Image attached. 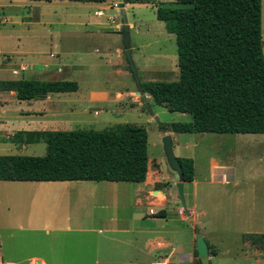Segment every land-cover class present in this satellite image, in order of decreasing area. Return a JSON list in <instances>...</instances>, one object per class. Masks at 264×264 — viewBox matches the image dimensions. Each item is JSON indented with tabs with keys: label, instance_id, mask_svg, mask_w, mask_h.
Wrapping results in <instances>:
<instances>
[{
	"label": "crops",
	"instance_id": "crops-1",
	"mask_svg": "<svg viewBox=\"0 0 264 264\" xmlns=\"http://www.w3.org/2000/svg\"><path fill=\"white\" fill-rule=\"evenodd\" d=\"M116 2L117 0H0V19L3 18L1 14L4 11L8 13L3 23L0 20V26L10 19L19 28V32L13 28H0V39L5 35L6 40L13 42V48L5 51L8 52L6 54L9 59L4 60V54L0 57V72L12 75L5 79L62 80L58 79L60 77L41 78L63 74L61 71L68 75L72 66H85L82 63L63 62L59 58L60 52L71 48L79 33L95 38L92 49L97 54V59H104L110 49L103 43V39L119 33V22L114 21L112 12L104 15L101 10H112L113 7L117 9ZM141 6L153 5L124 3L125 14L127 7ZM127 24L128 31L135 28L136 24H142L145 35L151 36L147 23L140 16H135L132 23L127 20ZM116 30L118 31L115 32ZM167 35L170 37V33ZM146 45L145 43L143 47ZM129 47L132 58L133 49H138L139 46ZM114 52L116 56L122 55V44L119 47L115 45ZM106 63L107 61L94 63L93 67L105 69ZM121 64V61L116 63L117 66ZM115 70L119 73L123 71L120 67ZM25 71H28L27 77H24ZM107 81L108 76L103 82ZM75 82V91L49 92L42 98L30 100L17 99L14 91H0V111L4 110L0 114V132L3 133L0 142H8L9 136L18 130H66L70 125L86 123L81 120L84 109L74 111L78 96L71 104L64 105L62 98L52 97L54 93L77 94L86 91L87 101L104 103L107 107L126 96L125 91L97 89L89 85V80L86 81L87 87L80 91L78 81ZM3 94L26 103L24 108L15 107L19 113L17 117L26 119L15 122L17 128L21 129L6 131L7 121L3 115L7 100L1 99ZM145 97L150 96L146 94ZM42 117L48 119L35 120ZM172 133L168 132L170 136ZM23 144L28 143L17 146ZM152 160L148 162L147 158L145 178L143 181L133 182L136 186L128 184L129 181L0 180V262L32 264L34 260H38V264H193L196 234H200L206 241L210 262L221 253L217 246L211 248L210 245L215 242L208 241L205 237V234L211 233V227L264 228V174H249L253 168L249 170L247 164L245 174H230L228 170L236 167V161L231 158L220 159L219 163H212L209 174H193L190 181L182 184L183 196L188 197V203L185 204L188 214L178 206L177 220H191L190 227L204 230V233L189 232V240L184 243L174 235L175 227L168 223L172 218L166 210L168 196L163 188L170 185L166 183L164 187L157 176L158 170L152 172ZM186 183L189 189L185 191ZM173 204L174 201L169 206ZM14 230L19 232L17 239L12 238ZM261 230L254 229L253 233H264ZM27 245L31 246L28 251Z\"/></svg>",
	"mask_w": 264,
	"mask_h": 264
},
{
	"label": "trees",
	"instance_id": "trees-1",
	"mask_svg": "<svg viewBox=\"0 0 264 264\" xmlns=\"http://www.w3.org/2000/svg\"><path fill=\"white\" fill-rule=\"evenodd\" d=\"M134 2L153 5L155 18L174 35L178 69L175 80L140 81L142 92L168 111L191 117L189 122L159 126L176 133H264L260 0H175L181 5L175 7L157 6L153 0H124ZM76 89L73 80L0 79V91H14L19 100ZM8 139L14 144L41 139L45 153L1 154L0 180L140 182L145 178L146 132L134 124L100 131L18 130ZM176 159L182 181H190L192 159ZM240 238L264 250V233L245 232Z\"/></svg>",
	"mask_w": 264,
	"mask_h": 264
},
{
	"label": "rangeland",
	"instance_id": "rangeland-1",
	"mask_svg": "<svg viewBox=\"0 0 264 264\" xmlns=\"http://www.w3.org/2000/svg\"><path fill=\"white\" fill-rule=\"evenodd\" d=\"M174 1V2H173ZM155 5L161 7H172L175 5V0H154ZM171 4V5H170ZM104 15L112 12L114 14V21L119 22L118 10L113 7L110 9L101 10ZM8 13L4 11L1 14L2 23L5 20V16ZM133 14L135 16H140L142 20L147 23L150 34L145 35V27L142 24H136L135 28L129 29V45L139 46L138 49H133V63L136 69L137 77L139 81L146 80H175L178 77V69L176 66V54H175V42L174 36L170 33L168 37V32L165 31L162 22L158 21L154 16V7H127L126 15L128 22L132 23ZM260 18H261V38L263 41L262 53L264 57V0H260ZM12 20V19H11ZM111 24V23H110ZM2 30L14 29V31L19 32V28L15 27L14 24L10 22V19L5 21L3 25L0 26ZM112 30L113 25L111 26ZM118 29V28H117ZM116 30L115 32H117ZM114 32V31H112ZM75 42L71 44V48L60 52L59 58L63 62H71L73 64L82 63L85 66L73 67L71 68L68 75H65V71H61L63 74L51 77H42L41 79H53L52 77H60L58 79H67L78 81L80 86V91L84 90L86 86V81L89 80V85L97 87V89L105 88L114 91H125L126 96L120 99L117 103L106 104L99 102L87 101L86 91L73 94V93H55L52 97H59L65 101L64 105L71 104L73 100L78 96V100L74 105V111L77 109H84L83 114L81 113V120L85 121V124H74L66 130H96L100 131L103 129H109L114 125L120 123H129L137 126H141L146 132V154L148 162L151 159L152 163L151 170L156 172L159 181L166 183L170 186L163 188L166 192L168 199V215L172 218L168 223L175 227L174 235L186 243L189 240V232H199L204 233V230L198 229L197 227H190L189 221L182 222L177 220V207H181L179 203V198L177 195L176 183V173L170 170L166 164L161 145V132L159 131V125L171 122H189L190 115L186 113L170 112L166 108L155 104L150 97H145V102L147 103V108L143 106V102L140 96L136 93L134 81L126 68L122 55H115L114 47L121 45V37L119 33L109 35L103 39V43L107 44L109 47V52L106 57L97 59V54L93 51L92 47L95 41L93 36H87L83 33H79ZM148 36V37H146ZM15 42V41H14ZM146 47H143L144 44ZM13 48V42L8 41L5 35H2L0 39V57L4 54L3 59H9V55L6 54L8 50ZM26 60V57L22 58ZM108 59V60H106ZM107 61V67H93L94 63H102ZM117 61H121V65H116ZM87 64H89L87 66ZM92 64V65H91ZM92 67H91V66ZM120 67L122 72H117L115 68ZM110 71V72H108ZM8 72H0V78L10 77ZM28 76V71L24 72V77ZM108 76V81L103 82L105 77ZM63 77V78H61ZM90 78V79H89ZM77 79V80H76ZM146 96V93H143ZM7 100L4 104V112L6 124V131L11 129L14 131L17 128V121H25V118L17 117L18 111L15 107L24 108L25 102L15 101L10 99L6 94H3L1 99ZM65 99V100H64ZM19 103V104H18ZM113 109L112 111H110ZM4 110L0 111L3 112ZM95 111V114H93ZM153 116L156 118L154 119ZM48 117L35 119L37 121L46 120ZM32 120V119H30ZM170 132V131H165ZM2 132H0L1 141ZM172 151L175 156L178 157H189L193 161V174H209L212 163H219L220 159L224 160L226 158H231L236 161V167L232 170H228L230 174H245L246 164L248 168H253L249 171V174H264V134L261 133H244V134H229V133H172ZM255 140V142H245ZM10 141L6 143L0 142V155L1 154H17V155H33L42 156L45 153V145L41 139L34 141L32 143L23 144L17 146ZM250 165V166H249ZM264 180V177H263ZM131 186L136 183L129 182ZM136 186V185H135ZM185 191L189 189V185L186 183L184 186ZM184 204L188 203V197L183 196ZM174 201L172 206L170 203ZM117 211V209L115 208ZM184 212V211H183ZM183 226H182V225ZM195 225V223L193 222ZM188 225L189 227H185ZM190 228V229H189ZM212 231L205 237L208 241H213L215 243L211 244L210 247L217 248L220 250V254L210 260V264H264V250H260L254 245L248 242H243L240 238L241 232H251L254 229L264 228H248L246 226L238 227H217V225L211 227ZM188 232V233H187ZM194 233V235H195ZM19 236L18 231H12V238L17 239ZM0 237L2 238V233L0 231ZM190 240L192 236L190 235ZM192 245V244H191ZM31 246L27 245L26 251L30 250ZM22 250V249H21ZM225 252H227L225 254ZM197 256H193L192 263L196 264ZM263 262V263H262ZM16 264H27V262H20ZM184 264H187L185 262Z\"/></svg>",
	"mask_w": 264,
	"mask_h": 264
},
{
	"label": "water",
	"instance_id": "water-1",
	"mask_svg": "<svg viewBox=\"0 0 264 264\" xmlns=\"http://www.w3.org/2000/svg\"><path fill=\"white\" fill-rule=\"evenodd\" d=\"M115 6L118 10V15H119V34L121 37L123 59L126 64V68L134 81L136 93L140 96V99L143 102V106L147 108V103L145 102V96L142 92L140 81L137 77L136 69L131 59V52H130V47H129L128 24H127L125 9H124V0H117ZM153 118L155 119L156 117L153 116ZM159 131L162 134L161 145H162V152H163L166 164L170 170L176 173V176H177L175 186L177 189V195L179 198L181 209L184 210L185 214H188L185 204H184L183 193H182V184H183L182 172H181L180 165L176 159V156L173 154V151H172L171 136L168 133H166L163 127L161 126H159ZM189 222H191V220H189ZM194 248H195L196 256L199 259L200 264H210L209 258H208L207 244L204 238L200 234H196L194 237ZM34 262L37 263L38 260H34ZM32 264H35V263H32Z\"/></svg>",
	"mask_w": 264,
	"mask_h": 264
},
{
	"label": "built area",
	"instance_id": "built-area-1",
	"mask_svg": "<svg viewBox=\"0 0 264 264\" xmlns=\"http://www.w3.org/2000/svg\"><path fill=\"white\" fill-rule=\"evenodd\" d=\"M150 213H152V211H151V210H150ZM0 264H6V263L0 262Z\"/></svg>",
	"mask_w": 264,
	"mask_h": 264
},
{
	"label": "bare ground",
	"instance_id": "bare-ground-1",
	"mask_svg": "<svg viewBox=\"0 0 264 264\" xmlns=\"http://www.w3.org/2000/svg\"><path fill=\"white\" fill-rule=\"evenodd\" d=\"M40 261H38L37 263L36 262H33V263H35V264H38Z\"/></svg>",
	"mask_w": 264,
	"mask_h": 264
}]
</instances>
